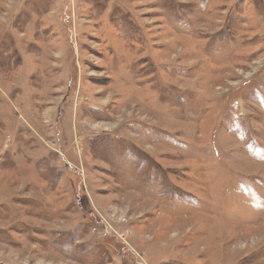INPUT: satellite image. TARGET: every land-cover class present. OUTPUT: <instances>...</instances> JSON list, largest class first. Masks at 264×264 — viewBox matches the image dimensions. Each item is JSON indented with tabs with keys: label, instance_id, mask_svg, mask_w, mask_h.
<instances>
[{
	"label": "rangeland",
	"instance_id": "rangeland-1",
	"mask_svg": "<svg viewBox=\"0 0 264 264\" xmlns=\"http://www.w3.org/2000/svg\"><path fill=\"white\" fill-rule=\"evenodd\" d=\"M0 264H264V0H0Z\"/></svg>",
	"mask_w": 264,
	"mask_h": 264
}]
</instances>
